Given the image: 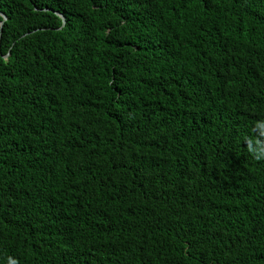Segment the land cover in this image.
I'll return each mask as SVG.
<instances>
[{"label":"trees","instance_id":"trees-1","mask_svg":"<svg viewBox=\"0 0 264 264\" xmlns=\"http://www.w3.org/2000/svg\"><path fill=\"white\" fill-rule=\"evenodd\" d=\"M0 13V264H264V0Z\"/></svg>","mask_w":264,"mask_h":264},{"label":"water","instance_id":"water-1","mask_svg":"<svg viewBox=\"0 0 264 264\" xmlns=\"http://www.w3.org/2000/svg\"><path fill=\"white\" fill-rule=\"evenodd\" d=\"M0 15L3 17V21H2V23H1V25H0V27H1V32H2V28H3L4 23H5L6 20H7V17H6V15L3 14V13H0ZM60 16H61V15H60ZM61 17L63 18V25H65V19H64L63 16H61Z\"/></svg>","mask_w":264,"mask_h":264}]
</instances>
